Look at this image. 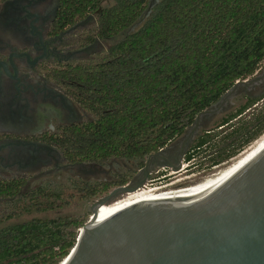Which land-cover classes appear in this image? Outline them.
<instances>
[{
    "label": "trees",
    "instance_id": "trees-1",
    "mask_svg": "<svg viewBox=\"0 0 264 264\" xmlns=\"http://www.w3.org/2000/svg\"><path fill=\"white\" fill-rule=\"evenodd\" d=\"M59 1L64 25L99 11L94 37L107 40L123 34L96 64L72 68L81 103L97 117L65 134V157L71 162L117 158L138 160L143 167L142 160L169 145L264 61V0H157L133 31L130 27L145 15L149 0H114L109 5H103L105 0ZM255 100L248 98L218 126L228 125ZM263 133L264 109L227 134L219 148L209 145L218 151L209 154L208 167L227 162ZM214 135L203 131L183 159L190 161ZM130 176L113 183H81L80 189L96 196L126 185ZM20 185L1 187L0 196L17 195ZM84 223L70 216L34 217L3 227L0 264H59Z\"/></svg>",
    "mask_w": 264,
    "mask_h": 264
},
{
    "label": "water",
    "instance_id": "water-1",
    "mask_svg": "<svg viewBox=\"0 0 264 264\" xmlns=\"http://www.w3.org/2000/svg\"><path fill=\"white\" fill-rule=\"evenodd\" d=\"M156 2L149 0L145 15ZM263 81L264 65L227 90L210 122L197 128L254 96ZM188 128L166 147L182 144L185 153L194 136L181 142ZM159 162L149 160L147 172L144 166L131 185L104 199L59 264H264V133L221 165L206 162L134 197ZM168 167L180 170L181 160Z\"/></svg>",
    "mask_w": 264,
    "mask_h": 264
},
{
    "label": "flooded vegetation",
    "instance_id": "flooded-vegetation-1",
    "mask_svg": "<svg viewBox=\"0 0 264 264\" xmlns=\"http://www.w3.org/2000/svg\"><path fill=\"white\" fill-rule=\"evenodd\" d=\"M59 9V0H0V189L20 181L21 193L44 176L65 170L77 185L113 183L122 178L117 171L111 174L117 158L71 162L65 157V134L97 117L81 103L80 84L72 68L96 64L109 46L105 42L111 39L93 35L95 25H91L96 24L99 11L64 25ZM228 95L200 112L181 142L189 139L199 124L209 123ZM184 148L182 144L168 146L150 154L143 171H148L152 158L165 166L176 164L184 157ZM134 174L138 176L133 173L126 185L133 183ZM118 187H111L106 197H113ZM7 198L11 197L0 196V200Z\"/></svg>",
    "mask_w": 264,
    "mask_h": 264
},
{
    "label": "rangeland",
    "instance_id": "rangeland-1",
    "mask_svg": "<svg viewBox=\"0 0 264 264\" xmlns=\"http://www.w3.org/2000/svg\"><path fill=\"white\" fill-rule=\"evenodd\" d=\"M113 2L114 0H105L103 5H109ZM148 16L149 14L141 17L133 25L135 26L134 29L130 28L129 31L139 28L148 18ZM94 25L95 24L93 23L91 26ZM122 36L123 34H120L115 38L108 40L105 42V44L110 45L111 43L120 39ZM263 65L264 61L251 76H253ZM251 76H249L247 79H249ZM247 79L243 81H246ZM241 84L242 83H238L232 89V91ZM230 92L231 91L226 94H229ZM251 98L256 99V102L251 104L249 108L245 109L241 115L234 118L228 125H224L223 127L218 126V122L222 117L226 116L230 112L235 111L247 100L229 112L215 117L209 126L198 127L196 129L189 147L192 145L194 139L203 131L211 130V133H214L215 135L213 136V140L210 142V144L201 148L198 153L193 155L194 157L190 161L181 159L182 168L180 170L171 171L170 167L162 164L163 162L154 163L149 182L143 185L144 187H140V189L156 187L194 167L208 162L209 154L215 155V151H218H214V148L209 147V145L213 147L217 145V148H219L223 145V141L225 140V136H227V134L235 129L243 127L245 123L252 122L254 117L260 114V112L264 109V81L260 85L256 94ZM90 118H94L93 115H90ZM147 161L148 158L146 157L144 160H142L143 167H139L138 160L128 161L124 159H115L112 162L113 169L111 174L114 175L115 171H117L120 173L119 176L122 177V175H126L128 177L133 173L141 172ZM163 166H165L167 169H163ZM162 173H165L166 175L161 176ZM135 175L136 174H134V176ZM73 180V176L67 170L63 171L60 175L49 174L48 176H44L43 180L35 182L31 188H25L16 196L0 200V229L15 223L27 221L34 217L54 218L58 216H70L78 220H83V222L90 220L93 207L97 204H103L104 199L107 198V194L101 193L96 196H86L84 191L80 189V185L72 183ZM38 187L43 188L42 193L40 194L36 193V188ZM33 194H35V198H33Z\"/></svg>",
    "mask_w": 264,
    "mask_h": 264
},
{
    "label": "bare ground",
    "instance_id": "bare-ground-1",
    "mask_svg": "<svg viewBox=\"0 0 264 264\" xmlns=\"http://www.w3.org/2000/svg\"><path fill=\"white\" fill-rule=\"evenodd\" d=\"M152 188H154V187H151V188H141V189L139 188V189L136 190L134 197H136V196H138V195H140V194H142V193H144V192H146V191H148V190H150ZM101 207H102V204H97L96 205V207H95L96 213L93 216H91L90 217V220H89L91 222V224L94 223V221L96 220L97 216L99 215L100 210H101Z\"/></svg>",
    "mask_w": 264,
    "mask_h": 264
},
{
    "label": "built area",
    "instance_id": "built-area-1",
    "mask_svg": "<svg viewBox=\"0 0 264 264\" xmlns=\"http://www.w3.org/2000/svg\"><path fill=\"white\" fill-rule=\"evenodd\" d=\"M181 163H182V161H181ZM144 187V186H143Z\"/></svg>",
    "mask_w": 264,
    "mask_h": 264
}]
</instances>
